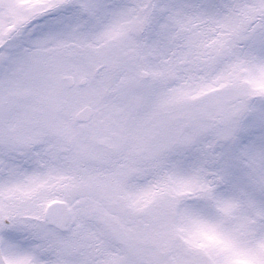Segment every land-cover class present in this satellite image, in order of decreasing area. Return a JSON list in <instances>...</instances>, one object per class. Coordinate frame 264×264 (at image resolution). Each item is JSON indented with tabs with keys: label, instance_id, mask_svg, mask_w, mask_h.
<instances>
[{
	"label": "snow or ice",
	"instance_id": "1",
	"mask_svg": "<svg viewBox=\"0 0 264 264\" xmlns=\"http://www.w3.org/2000/svg\"><path fill=\"white\" fill-rule=\"evenodd\" d=\"M0 264H264V0H0Z\"/></svg>",
	"mask_w": 264,
	"mask_h": 264
}]
</instances>
